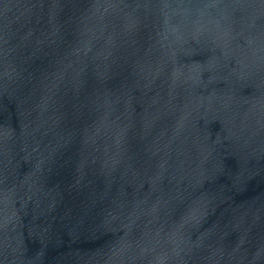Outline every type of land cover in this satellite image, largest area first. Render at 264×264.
<instances>
[{"label":"water","instance_id":"water-1","mask_svg":"<svg viewBox=\"0 0 264 264\" xmlns=\"http://www.w3.org/2000/svg\"><path fill=\"white\" fill-rule=\"evenodd\" d=\"M0 264H264V0H0Z\"/></svg>","mask_w":264,"mask_h":264}]
</instances>
